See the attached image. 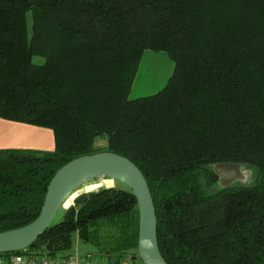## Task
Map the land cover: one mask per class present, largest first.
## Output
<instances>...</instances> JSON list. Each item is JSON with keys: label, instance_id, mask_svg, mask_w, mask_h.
Returning a JSON list of instances; mask_svg holds the SVG:
<instances>
[{"label": "trees", "instance_id": "obj_1", "mask_svg": "<svg viewBox=\"0 0 264 264\" xmlns=\"http://www.w3.org/2000/svg\"><path fill=\"white\" fill-rule=\"evenodd\" d=\"M146 49L174 69L131 99ZM0 117L54 135L51 151L0 149V232L34 220L55 171L97 152L102 135L146 178L168 264H264V0H0ZM217 162L254 166V182L220 187ZM99 221L116 228L105 250L115 264L140 260L125 184L80 193L30 246L0 257L65 254Z\"/></svg>", "mask_w": 264, "mask_h": 264}, {"label": "water", "instance_id": "obj_2", "mask_svg": "<svg viewBox=\"0 0 264 264\" xmlns=\"http://www.w3.org/2000/svg\"><path fill=\"white\" fill-rule=\"evenodd\" d=\"M212 169L220 187L244 178L238 162H217ZM97 176L119 180L131 189L138 208L137 254L142 264H168L158 247L156 212L146 178L129 158L106 150L77 156L59 167L47 185L37 217L24 226L0 232V253L30 246L64 207L68 194L88 178Z\"/></svg>", "mask_w": 264, "mask_h": 264}, {"label": "rangeland", "instance_id": "obj_3", "mask_svg": "<svg viewBox=\"0 0 264 264\" xmlns=\"http://www.w3.org/2000/svg\"><path fill=\"white\" fill-rule=\"evenodd\" d=\"M26 24H27V34L29 38L31 35V25H32L30 12L27 13ZM32 61L34 63L39 64L44 62V58L42 56L34 55L32 57ZM173 69H174V61L169 57L167 52L146 49L142 54L136 75L132 82L129 92V98L134 99L158 92L167 83V80L172 74ZM93 147L98 151H104L107 147L106 138L102 135L96 136L93 141ZM242 171L244 178L240 181H236L233 184L251 185L255 179L256 168L252 165H244L242 166ZM90 184L96 186V189L94 191H97L105 187L117 186L123 188L124 186V184L119 180L112 179L110 177L97 176V177L88 178L87 180L82 182L79 186L75 187L68 194L64 202L65 208L62 207L57 211L54 218L55 221H59L61 219L63 209H66L69 206H71L67 204L68 198L73 196L76 193V191H79V194L83 192L88 193L86 191H83V189L84 187ZM217 189L218 187L216 185H211L210 187L206 188L207 192H214ZM115 229H116L115 226L111 225L106 221L97 222L92 231L90 242L81 241L78 238L77 234L74 233L72 235V240H73L72 246L68 250V252L69 253H71V251L77 253L82 252V254L89 255V257L92 258L93 260H97L102 263L108 261L115 264V260L117 259V256L114 254H107V252L105 251L108 248L109 242H112L113 237L116 234ZM127 257L130 259V263H127V261L123 260V262H125L126 264H142L137 257L132 258L130 254H128Z\"/></svg>", "mask_w": 264, "mask_h": 264}, {"label": "crops", "instance_id": "obj_4", "mask_svg": "<svg viewBox=\"0 0 264 264\" xmlns=\"http://www.w3.org/2000/svg\"><path fill=\"white\" fill-rule=\"evenodd\" d=\"M5 148L51 151L54 149V135L49 128L0 117V149ZM78 254L81 260L90 259L89 255L82 254V252ZM123 260L130 263L127 256L122 258V262ZM123 264L126 263L123 262Z\"/></svg>", "mask_w": 264, "mask_h": 264}, {"label": "built area", "instance_id": "obj_5", "mask_svg": "<svg viewBox=\"0 0 264 264\" xmlns=\"http://www.w3.org/2000/svg\"><path fill=\"white\" fill-rule=\"evenodd\" d=\"M65 208V207H64ZM67 209V208H66ZM0 264H113L112 262H99L92 258L81 260L77 252L49 256L40 254L31 256L24 253L11 254L8 257H0ZM117 264H123L122 260Z\"/></svg>", "mask_w": 264, "mask_h": 264}, {"label": "bare ground", "instance_id": "obj_6", "mask_svg": "<svg viewBox=\"0 0 264 264\" xmlns=\"http://www.w3.org/2000/svg\"><path fill=\"white\" fill-rule=\"evenodd\" d=\"M95 189H96V186L93 185V184H90V185L84 187L83 191L91 192V191H94ZM78 194H79V191H76V193L73 196H71L70 198H68L67 204L68 205H72L73 202H74V199L78 196Z\"/></svg>", "mask_w": 264, "mask_h": 264}]
</instances>
